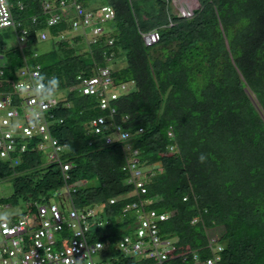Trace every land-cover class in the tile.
<instances>
[{
    "label": "trees",
    "instance_id": "16d2710c",
    "mask_svg": "<svg viewBox=\"0 0 264 264\" xmlns=\"http://www.w3.org/2000/svg\"><path fill=\"white\" fill-rule=\"evenodd\" d=\"M46 1L53 0H11L14 17L28 34L25 46L8 47L0 38V91H14L27 64L58 77L67 94L47 114L53 115L51 131L66 149L61 162H50L44 150L34 148L36 137L25 151L0 159V179L14 181L13 195L0 204L25 200L36 212V202H46L68 183L75 186L78 208L103 207L107 225L89 236L106 243L112 256L121 255L117 238L132 221L121 214L139 200L147 210L170 214L161 234L176 241L177 251L162 264H197L195 255L200 260L213 256L209 230L215 228L221 229L222 246L217 264H264V0H199L192 15L172 12V0H99V8L90 6L98 0H78L96 12L111 6L115 17L88 50L76 52L82 35L56 40L58 56L52 62L37 53L27 56V47L43 41L41 32L58 36L72 28L70 16L49 24ZM151 32L159 39L148 45L144 35ZM107 65L109 92L121 84L136 85L112 103L115 120L128 117L123 124L135 133L139 167L159 166L147 176L141 195L127 196L135 185L129 183L123 144L106 145L91 130V120L107 113L100 108L101 97L77 87L82 77ZM13 99L15 104L23 100L16 93ZM62 162L72 164L68 181ZM111 199L117 200L112 204ZM110 264L159 263L122 257Z\"/></svg>",
    "mask_w": 264,
    "mask_h": 264
},
{
    "label": "built area",
    "instance_id": "2783aa9c",
    "mask_svg": "<svg viewBox=\"0 0 264 264\" xmlns=\"http://www.w3.org/2000/svg\"><path fill=\"white\" fill-rule=\"evenodd\" d=\"M14 4L11 0H0V29L14 27L18 36L19 45L25 46L27 42L28 29L18 22L14 17ZM44 10L48 14L49 24L54 25L62 19L70 16L72 28L84 27L90 29L92 37L90 43L98 41V38L105 32L103 24L114 19L115 13L111 6H103L99 12L86 9L78 0H53L44 3ZM46 32L39 34L40 40H46ZM146 44L151 45L158 41V32H151L144 35ZM110 43L113 41L110 40ZM92 76L82 77L78 88L84 95H96L101 97L100 108L107 111L106 114L94 117L90 127L95 135H102L104 144L111 145L114 142L123 144L124 152L127 155L130 171L129 183L135 185L134 193L130 195H141L146 193L145 180L148 175H154L158 165L143 171L139 166L141 159L139 149L134 147L133 137L135 133L128 130L122 121L115 120L117 107L112 103L119 97V94L109 92V85L112 83V73L109 66H98L94 69ZM0 69V75L2 74ZM40 73V65H26L19 71L20 79L16 83L24 84L29 90L24 92L17 88L18 93H26L22 105L28 107L33 114L31 117L26 113L25 123L17 127L13 132L11 119L22 117L13 99L15 90L12 92L0 91V110L5 115L0 119V159H10L11 153L25 151L29 141L38 138L34 148L44 150L48 161L61 162V155L66 145L60 143L51 131L53 115L47 111L57 105L58 99L41 101L33 92V75ZM122 87L125 84H121ZM143 129H139L142 132ZM168 136L175 138L172 128L168 130ZM22 142V143H20ZM175 144L168 146V151H175ZM62 169L65 181L70 179L68 171L72 164L62 162ZM75 186L68 183L53 192L51 197L56 202H39L36 212L30 214L14 215L10 217L0 216V264H110L112 260H119L122 257L141 258L146 257L155 263L162 264L170 258V255L177 251L176 241L165 239L161 234L162 224L168 220L170 214L159 212L155 209L147 210L143 201H134L125 206L121 219L132 216L128 225L122 226L121 235L117 238L115 250L121 255H114L108 250L107 244L92 240L89 233L95 228H104L107 220L102 214L103 207L100 205L78 208L72 198V191ZM50 197V198H51ZM123 196L122 198H125ZM48 198V199H50ZM117 199H111L115 203ZM49 201V200H48ZM3 205L0 204V208ZM31 215L33 219L31 220ZM123 215V216H122ZM219 237L210 236V246L214 255L206 260H200L198 255L194 259L197 264H217L221 257L218 254L222 246L218 244ZM99 254H110L108 259L96 261Z\"/></svg>",
    "mask_w": 264,
    "mask_h": 264
},
{
    "label": "rangeland",
    "instance_id": "374dc122",
    "mask_svg": "<svg viewBox=\"0 0 264 264\" xmlns=\"http://www.w3.org/2000/svg\"><path fill=\"white\" fill-rule=\"evenodd\" d=\"M101 3L100 1H94L92 3L91 8L96 7L99 8ZM197 4V5H196ZM188 7V8H187ZM198 2L196 3L195 0H172L171 2V10L174 13H190L189 10L192 9L193 11L198 8ZM110 25V22H105L103 24V27L106 29ZM77 35H82L83 40L80 44L75 46L77 48L76 52L79 53L81 51H85L90 49V41H91V31L90 29H85L84 27H79L77 29L71 28L65 32H63L61 35L54 36L49 34L48 39L44 41H39L36 45L27 47L29 49V52L27 54L28 58H31V54L37 53L41 56V59L45 62H52L55 60L56 53L54 54L53 52L55 51V41L60 39L61 37H73ZM0 38L5 41L6 45L8 47L14 46V45H19L18 41V36L16 33V30L14 27H8V28H3L0 29ZM75 45V43H74ZM59 53V52H58ZM61 54V53H60ZM58 56V55H57ZM56 56V58H57ZM60 56V55H59ZM122 65H125V57H121ZM32 65V64H31ZM110 66V65H107ZM136 89V85L134 82H129L125 83V86L122 87L121 85H118L113 88L114 92L118 93L119 95L129 93L130 91H133ZM15 93L20 96L21 99H24L26 97V93H18L16 84L14 86ZM67 94V89L65 88H59L56 99H61ZM22 103V102H21ZM21 103L16 104V108L21 113L22 117H16L11 119L12 127H9L10 130L13 132L17 131V127L20 124H24L26 121L24 119L25 114L27 113L30 117L33 115L28 107H24ZM4 110H0V117L2 118L5 115ZM0 118V119H1ZM45 155V154H44ZM44 161H46L44 159ZM144 168V167H142ZM12 178H5V179H0V199L3 198H8L11 195H13L14 192V183H13ZM49 200V201H48ZM56 202V198L53 196L50 199H47L46 203H53ZM37 205L39 202L36 203ZM4 205V204H3ZM30 205H28V202L25 200H20L18 203H12V204H7L2 206L0 208V216L1 217H10L14 215H23V214H30ZM33 219V216L31 215V220ZM220 228H215L212 230H209L210 236L212 238H216L220 236ZM110 257V254L107 255H101L99 254L97 257H95L96 261H100L102 259H108Z\"/></svg>",
    "mask_w": 264,
    "mask_h": 264
},
{
    "label": "clouds",
    "instance_id": "9594fccd",
    "mask_svg": "<svg viewBox=\"0 0 264 264\" xmlns=\"http://www.w3.org/2000/svg\"><path fill=\"white\" fill-rule=\"evenodd\" d=\"M59 78L55 75L49 77L47 74L35 73L33 75L32 91L41 99V101L51 102L56 98L59 90ZM17 88L27 92L29 89L24 84H17ZM199 160L203 163L205 156L200 155Z\"/></svg>",
    "mask_w": 264,
    "mask_h": 264
},
{
    "label": "water",
    "instance_id": "95a60500",
    "mask_svg": "<svg viewBox=\"0 0 264 264\" xmlns=\"http://www.w3.org/2000/svg\"><path fill=\"white\" fill-rule=\"evenodd\" d=\"M197 2H198V6H200V2H199V0H197ZM189 12H190V13H185V14H186V15H192V14H193V10H192V9H190Z\"/></svg>",
    "mask_w": 264,
    "mask_h": 264
},
{
    "label": "bare ground",
    "instance_id": "6f19581e",
    "mask_svg": "<svg viewBox=\"0 0 264 264\" xmlns=\"http://www.w3.org/2000/svg\"><path fill=\"white\" fill-rule=\"evenodd\" d=\"M195 2L197 3V0H195ZM197 5V4H196ZM188 8V7H187Z\"/></svg>",
    "mask_w": 264,
    "mask_h": 264
}]
</instances>
